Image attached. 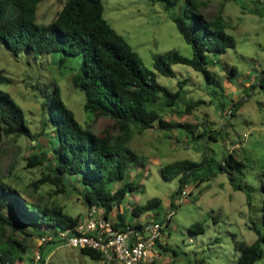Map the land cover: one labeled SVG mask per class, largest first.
<instances>
[{"label": "rangeland", "instance_id": "rangeland-1", "mask_svg": "<svg viewBox=\"0 0 264 264\" xmlns=\"http://www.w3.org/2000/svg\"><path fill=\"white\" fill-rule=\"evenodd\" d=\"M196 1L204 18L217 15L223 18L235 47L210 56L209 82L201 72L186 64H172V77L155 71L157 81L171 91H178L179 97L172 106L159 99L153 107L162 119L190 123L195 135L203 136L192 139L181 128L160 129L155 121L142 133H133L126 144L137 153L142 165L130 167L124 180L114 183L117 187L132 182L134 189L113 208L110 215L113 222L121 212L133 222L136 219L130 213L133 206L153 197L161 200L157 214L146 212L137 218L139 221L155 218L164 225L161 245L166 249L158 247L159 255L152 259L154 264H235L238 244H249L257 237L251 226L264 234L260 186L264 180V83H258L264 69V18L253 13V0ZM62 5L63 0H41L36 21L51 22ZM102 5L103 17L138 53L145 68L154 71L155 58L169 50L192 56V47L170 18V14L182 12V0L169 10L163 3L149 0H102ZM80 63V56L66 55L62 50L38 56L21 52L14 56L0 44V71L10 79L9 83H0V89L7 91L21 106L32 133L30 138L1 134L0 179L14 187L27 202L42 207L60 206L64 213L78 218L77 224L86 220L90 209L78 192L79 179L68 172H57L48 161L28 167L27 158L39 152L43 145L51 162L55 161L48 144L54 138L53 125L43 124L48 112L42 102L56 85L64 103L83 127L107 136L113 143L118 142L114 120L83 107L84 94L71 81ZM247 82L250 84L245 86ZM209 132L214 138L207 137ZM229 153L245 164L241 174L235 171L233 174L249 187L250 204L246 192L234 189L229 182V171L231 174L232 171H219L217 167ZM180 159L202 162L196 172L200 176L209 171L214 173L199 183L195 177H188L182 187L187 192L183 199L176 192L178 178L165 179L161 175V166ZM47 174L51 178L42 182L41 178ZM57 177L62 180H56ZM197 222L203 226V232H190L189 226ZM55 229L27 222L16 231L6 227L1 235L2 238L12 235L27 246L23 258L15 264H29L30 255L41 244V235L49 237L42 244V250L52 264H99V260L82 254L78 248L51 242L57 234ZM256 264H264V250Z\"/></svg>", "mask_w": 264, "mask_h": 264}, {"label": "trees", "instance_id": "trees-1", "mask_svg": "<svg viewBox=\"0 0 264 264\" xmlns=\"http://www.w3.org/2000/svg\"><path fill=\"white\" fill-rule=\"evenodd\" d=\"M41 0H0V44L17 56L21 52L42 55L62 50L66 55L80 56L79 70L72 75L71 81L84 94L85 110L92 113H104L114 120V127L119 132L118 142L113 143L107 136L98 135L83 127L73 111L64 103L60 88L56 85L42 102L48 116L43 121L53 125L54 138L48 140L49 148L55 155L52 163L46 147L41 145L39 152L27 158V166L40 165L45 161L56 171L68 172L79 179V194L88 208L96 207L105 218L110 217L115 206H119L128 192L133 191L132 182H122L132 166H140L141 159L132 149L126 147L133 133H142L157 121L160 129H183L196 139L192 125L187 122L166 121L153 107L159 99L168 106L174 105L179 97L178 91H171L157 81V73L172 77V64L181 63L191 66L203 74L207 82L211 80L208 68L211 58L235 47L233 37L227 32L226 24L219 15L206 19L199 12L196 0H182L184 6L180 14H170L178 32L184 41L192 47V56L186 57L176 50H169L158 55L153 62V70L145 68L141 57L125 39L103 17L102 0H63L61 9L55 18L41 24L36 21L37 6ZM163 3L166 10L174 8L180 0H149ZM253 13L264 18V0H253ZM263 2V3H262ZM156 71V72H155ZM234 71V69H232ZM9 83L10 79L0 71V83ZM258 83H264V69ZM14 135L32 137L21 106L7 92L0 89V136ZM203 134H206V129ZM207 137L214 138L212 132ZM40 146V144H39ZM208 165V161L205 162ZM202 162L190 159L175 160L161 166V175L165 179L178 178L176 192H181L188 177H195L197 183L214 175L209 171L203 176L196 172ZM219 171L229 169V182L234 189L246 192L250 204V192L247 184L236 179L233 171L241 174L245 168L242 160L227 154L218 162ZM50 175L41 178L48 181ZM55 179V176L52 177ZM40 180V181H41ZM56 180H62L57 177ZM263 194L261 217L264 221V180L261 182ZM161 200L157 197L144 204L132 207L131 215L139 217L146 212L158 213ZM148 219V218H146ZM144 218V220H146ZM62 211L60 206H44L25 201L17 190L0 179V264H15L27 250L22 240L12 235L6 237L2 232L6 227L13 231L30 222L37 226L49 225L56 229H67L78 223ZM140 222V221H139ZM139 222H135L138 226ZM168 224L169 220L164 221ZM132 224L124 212L117 213L114 226L123 228ZM256 239L247 244L239 243V255L235 264H256L263 254L264 234L253 225ZM55 229V230H56ZM191 232H203L200 223L189 226ZM157 247L166 249L160 243ZM76 248V247H74ZM82 254L99 260V253L90 248H78ZM27 252V251H26ZM148 262L147 264H149ZM150 264H154L152 261Z\"/></svg>", "mask_w": 264, "mask_h": 264}, {"label": "built area", "instance_id": "built-area-1", "mask_svg": "<svg viewBox=\"0 0 264 264\" xmlns=\"http://www.w3.org/2000/svg\"><path fill=\"white\" fill-rule=\"evenodd\" d=\"M186 194L182 189L181 199ZM169 216L170 212L166 220ZM114 222L103 217L96 207H91L83 223L58 229L56 237L50 239L67 247L93 249L99 253V264H147L159 255L157 245L161 244L164 226L161 221L149 218L140 221L138 226L127 223L123 228L114 226ZM40 237L41 244L30 255L29 264H52L42 250V244L48 242L49 237Z\"/></svg>", "mask_w": 264, "mask_h": 264}, {"label": "crops", "instance_id": "crops-1", "mask_svg": "<svg viewBox=\"0 0 264 264\" xmlns=\"http://www.w3.org/2000/svg\"><path fill=\"white\" fill-rule=\"evenodd\" d=\"M249 84H250V83L247 82V83L245 84V86H248ZM242 87H243V86H242ZM126 196H127V195H126ZM111 213H112V212H111ZM111 213H110V215H111ZM109 218H110V217H109ZM137 218H138V217H136V219H134L133 222H131V221H130V222L133 223V224H134L135 222H138L139 219H137Z\"/></svg>", "mask_w": 264, "mask_h": 264}]
</instances>
